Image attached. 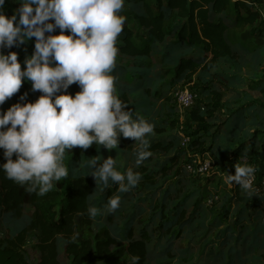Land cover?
Listing matches in <instances>:
<instances>
[{
  "label": "trees",
  "instance_id": "obj_1",
  "mask_svg": "<svg viewBox=\"0 0 264 264\" xmlns=\"http://www.w3.org/2000/svg\"><path fill=\"white\" fill-rule=\"evenodd\" d=\"M263 2L264 0H130V3L137 4L138 8L142 10L140 14L132 16L134 27L141 36L135 34L129 25H124L117 40L119 58L116 62L124 63L125 67L133 71V74H130L131 72L126 74L129 88L141 91L146 96V100L139 107H151L158 103L161 95V101H172L176 104L174 93L181 84V87L184 88L189 86L188 89L197 95L194 106L186 111H190L187 125L190 143L187 148L181 147L173 156L171 153L174 145L171 142L158 140L150 143L149 150L152 155L143 164L137 166L134 153L138 146L132 148L136 144L135 140L121 136L122 146L131 153L133 168L142 171L141 183H143L144 189L161 190L163 176H169L175 172V176L188 178L184 180L182 186H178V184L168 186L166 193L172 198L175 194L176 197L173 200H176L179 193H183L189 187L190 180L195 178L186 171L188 155H209L210 157L213 155L209 154L213 150L211 151V147L207 144V135L216 125L213 121L217 112L226 105L223 104V101L229 97L223 90L224 87L235 90L236 80L234 76L226 75L232 83L228 81V84L225 80H221L224 84L221 87L213 83L198 82L194 86L191 84L195 81V77L199 80L201 73L210 74L218 69L219 61L237 58L234 44L229 39L231 26L226 20L233 19V24L236 27L254 25L260 19V12L254 9V5H260ZM10 7L6 0L4 11ZM170 17L177 20L175 26ZM262 23L264 24V21ZM156 47L161 48L160 58L155 54ZM22 48L23 45L12 49L5 48L4 52L5 54L10 51L19 53ZM173 54L177 56V60ZM168 57L172 58L174 63L172 66H167L164 63ZM155 61L157 62L153 64ZM158 85L165 86L162 90L169 87L172 89V93L163 94L162 90H156L155 87ZM22 94V90L17 93V95ZM40 95L42 93L36 91L30 102H35ZM119 97L126 101L127 92L122 91ZM207 97H209V102H204L208 99ZM17 102L25 103L24 101ZM17 102L7 103L6 109ZM244 108L246 107H239L230 113L231 125L239 121L240 117H248L249 111L254 110L255 106H247V112H244ZM251 144H256V139H253ZM250 147L252 146L250 145ZM247 149V147H239L236 150L234 158L228 166L229 173L233 174L235 164L241 163L240 155ZM72 152L70 159L64 161L69 168V176L55 182L54 188L42 197L35 193H28L24 187L8 179L0 167V209L13 212L17 216H20L27 206L34 209L29 230L38 233L39 248L42 253L40 264H61L60 246L63 242L69 264H131L134 256L138 258V264H150L149 246L155 230L149 231L147 228H141L139 232H136L133 226L136 212L124 226L115 223L113 215H108L107 221L110 223V227L103 232L102 236L95 235L92 238L88 234L92 232L93 224L100 218V215L95 219L89 218L87 208L94 205L102 209L109 197L116 196L118 185H96L91 176L80 175L81 167H91L88 164L90 160L97 159L99 162H103L108 154L107 148L93 144L87 150L82 151L80 147H75L70 152H66V155L69 156ZM161 155L166 159L158 170L161 177L153 179V174H147L145 171ZM251 156H254L255 159ZM15 158L14 155L13 159ZM247 159L249 164L259 167L260 175H262L264 172V148L261 152L253 148V151L248 153ZM6 162L4 150L0 149V165ZM205 179L208 182L214 181L215 174L207 176ZM100 190H103L104 193L98 197L97 194ZM232 190L237 195H240L241 192L244 195L249 194L239 186L233 187ZM94 196L97 197L91 200ZM251 196L250 207L252 209L264 202L262 194L253 193ZM184 198L185 195L183 200ZM121 199L122 203L126 201L125 196ZM186 199L188 201L189 197ZM137 209L140 208L136 207ZM171 214L172 210L166 203L163 204L160 210L161 217L170 219L173 216ZM77 233L78 235H76ZM23 235H25V231L15 239L0 238V264H27L21 250L25 239ZM74 235L75 239H73ZM258 237L255 236L254 241L258 240ZM260 258L264 263V254Z\"/></svg>",
  "mask_w": 264,
  "mask_h": 264
},
{
  "label": "clouds",
  "instance_id": "obj_2",
  "mask_svg": "<svg viewBox=\"0 0 264 264\" xmlns=\"http://www.w3.org/2000/svg\"><path fill=\"white\" fill-rule=\"evenodd\" d=\"M18 3L9 16L4 11L6 0H0V106L25 81L42 95L35 102L14 103L6 111L0 108V149L7 161L0 167L6 177L28 193L45 196L55 182L69 176L66 152L75 147L87 150L93 144L116 149L121 136L138 143L135 164H143L152 155L147 136L154 124L142 116L134 118L128 103L116 95V45L125 25L121 14L125 0ZM57 29L59 34H53ZM33 38L34 52L24 59V67L17 52L5 54V48L20 47ZM74 83L81 90L73 96L67 90ZM26 100L24 93L20 101ZM88 164L96 185L116 184L119 192H129L141 180L131 167L119 171L112 156ZM255 172L254 166L237 162L235 174L228 172L225 182L251 195L256 192ZM120 204V197L112 196L102 209L90 205L87 214L95 219L115 213ZM131 264H138V258L132 257Z\"/></svg>",
  "mask_w": 264,
  "mask_h": 264
},
{
  "label": "rangeland",
  "instance_id": "obj_3",
  "mask_svg": "<svg viewBox=\"0 0 264 264\" xmlns=\"http://www.w3.org/2000/svg\"><path fill=\"white\" fill-rule=\"evenodd\" d=\"M8 3L11 7L5 12L11 16L19 7V3L18 0H8ZM138 7L137 4L130 3V0H125L121 14L126 18L125 24L133 28L135 34L141 36L135 29L132 20L134 14L142 12ZM254 9L260 12V19L254 25L236 27L233 24V19L226 20L231 26L229 39L234 44L237 58L219 61L218 69L210 74L201 73L199 80L195 77V81L191 84L194 86L198 82L213 83L221 87L224 86L221 80H225L227 83L230 81L226 75L234 76L237 84L235 90L224 87L223 90L229 97L223 101V104L226 105L217 112L213 121L216 125L207 135V144L211 147V151L213 150L209 154H213L210 157L212 160L210 174H215L214 181L208 182L205 179L210 174L194 176L195 178L191 179L188 184L189 187L183 193H179L176 200H173L176 197L175 194L172 198L166 193L168 186L170 184L182 186L184 180L188 178L175 176V172L169 176H163L161 190L144 189L143 183H141L142 171L133 168L131 153L120 142L116 149L108 150L107 157L112 156L116 160V167L121 172H125L129 167L139 172L141 180L129 192L117 191L116 196H119L120 199L125 196L126 201L122 203L121 199L120 207L115 213L105 212L100 215V218L93 224L92 232L88 233L92 238L95 235L102 236L103 232L110 227V223L107 221L108 215H113L114 222L124 226L136 212L133 222L136 232H139L141 228H147L149 231L155 230L149 246L150 264H264L260 258L264 254V202L252 209L250 207L252 196L247 193L244 195L243 192L237 195L225 182V178L229 174L228 166L239 147L248 148L239 157L241 163L248 161V153H251L253 148L258 152L264 148V24L262 23L264 21V2L254 5ZM170 20H173L174 26L177 24L174 17H170ZM59 31L57 29L55 33L59 34ZM34 44V38L26 41L18 53L22 67H24V59L33 54ZM160 50V47L155 48L158 58H160ZM173 57L178 59L175 54ZM164 63L167 66L174 64L171 57H168ZM128 72L133 74V71L125 67L124 63L116 62L114 69V75L118 77L116 95L120 96L122 91L127 92L125 102L128 103V108L134 111V118L142 116L154 124L153 133L147 136L149 142L154 143L158 140L171 142L174 145L171 153L173 156L184 146L188 138L187 125L190 111L181 112L177 103L161 101L162 95L159 97L158 103L151 107H139L146 100V96L141 91L129 88L126 77ZM181 85L178 89L184 88ZM164 87L158 85L155 88L162 90ZM185 88H189V86H185ZM20 90L23 91V94L27 93V100L24 102H30L35 93L31 90V82L25 81ZM80 90L79 85L74 83L67 91L74 96ZM162 92L170 94L172 89L167 87ZM20 96L16 94L9 98L0 108L7 110V103L20 101ZM207 98L204 102H209V97ZM247 106H255V108L249 111L248 117H240L239 121L231 125L230 113L239 107H246L244 112H247ZM253 139H256L254 145L251 144ZM137 144L132 148H136ZM72 154L73 152L69 156L65 155V161H68ZM252 158L255 159L254 156ZM164 160L166 159L163 155L158 156L145 172L153 174V179L161 177L158 170ZM258 162L260 163L259 160ZM91 171V167H81L80 175L91 176L95 180L90 175ZM199 178L201 179L198 180ZM112 185L114 184L110 183L108 186ZM103 193L104 191L100 190L97 196L99 197ZM154 193L156 196L153 195ZM97 196L92 197L91 200ZM186 197H189L188 201ZM211 197L214 199L213 204L208 202ZM165 203L172 210L171 216H173L170 219L162 218L160 215L161 207ZM136 207L140 209L136 210ZM226 213L227 216H225ZM33 215L34 209L29 206L23 209L20 216L0 209V238L15 239L25 231L21 250L26 262L27 264H40L42 253L39 248L38 233L29 230ZM255 236H259L256 241H254ZM60 247L61 264H69L68 256L65 253V243H61Z\"/></svg>",
  "mask_w": 264,
  "mask_h": 264
},
{
  "label": "built area",
  "instance_id": "obj_4",
  "mask_svg": "<svg viewBox=\"0 0 264 264\" xmlns=\"http://www.w3.org/2000/svg\"><path fill=\"white\" fill-rule=\"evenodd\" d=\"M174 97L176 99L177 106L181 112H186L190 110L196 101L197 95L188 88H181L176 90L174 93ZM190 143V138L186 139V143L184 146L187 148ZM247 164L248 161L246 162ZM212 160L208 155H188V162L186 164V171L192 176L199 175H208L210 174ZM255 167L256 172L253 180V187L256 190L255 194H262L264 196V172L260 175L259 167L257 165L249 164ZM235 174V170L233 171V175ZM211 175V174H210ZM209 175V176H210ZM234 187L238 185H233ZM233 186H230L233 188ZM214 199L209 200V204H213Z\"/></svg>",
  "mask_w": 264,
  "mask_h": 264
}]
</instances>
